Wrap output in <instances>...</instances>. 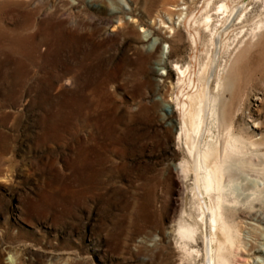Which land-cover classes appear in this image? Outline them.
I'll return each mask as SVG.
<instances>
[{"label":"rangeland","instance_id":"1","mask_svg":"<svg viewBox=\"0 0 264 264\" xmlns=\"http://www.w3.org/2000/svg\"><path fill=\"white\" fill-rule=\"evenodd\" d=\"M201 73L196 144L248 162L224 254L264 263V0H0V264H206L173 231L197 214L174 167Z\"/></svg>","mask_w":264,"mask_h":264},{"label":"bare ground","instance_id":"2","mask_svg":"<svg viewBox=\"0 0 264 264\" xmlns=\"http://www.w3.org/2000/svg\"><path fill=\"white\" fill-rule=\"evenodd\" d=\"M225 5L222 3L217 9L224 14V25L227 27L231 24L236 9L235 7L226 8ZM210 21L211 17L208 15L202 20L206 26ZM214 29L211 30L214 31ZM210 36L211 39L215 37L213 33H210ZM175 70L181 74H184L185 71L179 67H176ZM205 77V74H199L198 89L188 97L186 104L181 103L179 106L181 126L177 139L183 138L186 160L184 159L174 167L176 172H180L182 179L188 174L192 176L191 198L197 202V214L193 219V223L190 222L189 224L182 218L184 214L182 211L175 222L173 231L181 240L194 241L196 236L199 235L206 243V264H228L224 253L227 250V245L234 246L231 239L233 221L225 215V207H230L238 194L240 197V190H237L239 180L248 167V162L244 147L237 145L235 139H227L222 145H212L210 142L204 143L203 141L202 145L201 143L196 144V138L199 135H204L203 133L207 130L206 125L203 127V119L205 120L207 115L209 117L214 115L213 98L207 97V94H205L207 82ZM258 250H264V247H260ZM257 262L264 264L262 261Z\"/></svg>","mask_w":264,"mask_h":264}]
</instances>
